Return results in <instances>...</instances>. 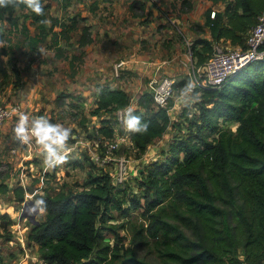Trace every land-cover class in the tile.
<instances>
[{"label":"trees","instance_id":"obj_1","mask_svg":"<svg viewBox=\"0 0 264 264\" xmlns=\"http://www.w3.org/2000/svg\"><path fill=\"white\" fill-rule=\"evenodd\" d=\"M140 1L144 7L145 0ZM224 1V8L214 9L213 15L211 6L205 9L204 24L210 37L194 40L198 47L192 55L197 64L206 59L214 41L221 37L243 43L257 14L264 9V0ZM181 2L190 6L188 0ZM42 4V16L20 7L27 10L26 15L38 28V33L29 37L33 40L30 43L34 45L51 31L55 54L63 55L60 39L68 42L70 31L78 23L75 16L68 21L55 15L49 16L50 25L43 23L47 19L45 0ZM13 10L0 7V19L8 17L15 22ZM77 40L79 44L91 40L88 23L81 26ZM19 80V71L15 70L16 86ZM96 91L93 114L117 109L130 100L124 88L109 83L97 84ZM189 94H196L197 99L174 117L187 124L188 132L169 141L166 161L146 164L131 195V205L141 206L146 215L140 225L146 232L141 241L153 237L151 246L162 264H260L264 260V59L249 61L218 86H196ZM136 104L129 115L139 117L147 130L129 132V136L134 146L143 150L174 122L167 106L155 104L149 89L139 94ZM220 119L234 121V128L222 126ZM94 128L101 137L114 133L108 116L101 117ZM204 128L209 131L204 132ZM210 131L215 132L213 137H209ZM7 188L0 182V191ZM26 190V185L17 183L13 187L15 199L25 201ZM120 192L123 189L113 184L108 169L91 168L81 187L34 192L35 200L43 201L39 206L46 213L30 228L28 241L38 244L48 264H151L135 253L138 241L122 245L121 251L116 243L103 239L98 222L100 227L106 225L105 214L114 209L129 210ZM0 218L8 240L12 218L7 212ZM136 233L140 234L137 230L133 235ZM8 246L7 242L0 245V264H4L1 251Z\"/></svg>","mask_w":264,"mask_h":264},{"label":"rangeland","instance_id":"obj_2","mask_svg":"<svg viewBox=\"0 0 264 264\" xmlns=\"http://www.w3.org/2000/svg\"><path fill=\"white\" fill-rule=\"evenodd\" d=\"M224 2V0H196L195 5L190 2V6H187L180 0H162L156 6H149L145 2L143 7L140 0H45L48 17L55 15L70 21L71 16L77 15L75 19L78 24L70 31V40L67 42L64 38L60 39L63 55L55 54L50 38L51 31L38 38L34 45L30 43L33 40H29V37L36 35L38 28L36 23L26 15L25 8H14L12 16L16 19L15 22L8 17L0 19L2 33L0 103L15 100L26 110L25 114L34 113L36 119L45 117L50 123L70 128L72 132L67 144L70 146L68 159L64 164L54 168L37 164L34 165L35 170H33V164L30 163L26 166V177H18L19 180H26L25 203L24 201L16 202V206L10 210L13 218L11 225L8 226L13 232L11 231L10 248L7 251H1L4 264H48L41 257L38 244H32L27 239L34 222L27 215L19 216L22 208L29 214L33 212L35 204L28 200L35 199L34 192L54 193L61 189L73 190L81 187L89 168L94 171L113 170L116 165L115 160L121 156L126 163V176L124 180H116L115 185L123 189L120 195L124 197V205H128L129 210L125 212L114 209L110 214H105L106 225L100 227L101 222H98L103 239L111 244L116 243L121 251L124 246L133 245V241L134 243L138 241L135 245V253L138 256L151 264H162L151 246L153 237L147 236L144 241H141L146 232L144 229L140 230V225L142 222L145 223L146 215L142 213L141 206L131 205V195L137 190V178L146 164L149 161L161 163L166 161L169 141L188 132L187 124L183 120H175L174 117L180 115L184 105H190L197 99L196 94L191 95L182 90L186 80L191 79V73L197 65L196 58L192 55L198 47L194 45V40L201 36L210 37L205 27L194 26L189 20L181 27L182 21L174 20L173 23L172 17L185 16L186 18L189 11L199 16L207 6L218 8L220 3L224 5ZM84 23L89 24L91 35L94 33V37L92 35L94 43L99 44L93 45L91 49L95 50V53H102L101 58L98 54L83 53V44H79L77 38L81 34V26ZM47 24H51L50 18L47 19ZM166 25L173 26L178 44L171 45L169 29H163ZM54 28L58 29V26L55 25ZM121 59L123 62L116 70L114 65ZM164 59L166 62H163L160 68L173 72L177 81V88L174 89L170 98L173 105L170 115L174 123L169 124L162 134L151 139L145 149L138 150L129 132L124 129V121L118 118L117 109L104 111L98 115L92 113L97 98L95 86L102 83L122 86L130 95V104L137 105L139 94L150 89L148 79ZM86 68L88 71H84L87 70ZM15 70L20 74L18 86L15 84ZM82 71L84 74L87 73L86 76L81 75ZM88 72H90L89 77ZM109 76H111L110 79ZM86 80L94 85L88 91L82 90L88 85ZM22 83L31 84L30 93L25 91ZM35 83L40 85L39 90L35 88ZM107 116L110 118L114 131L112 137L117 141V145L111 151H106L104 140L99 139L101 135H98L94 128L100 124L101 117ZM10 119L18 122V117ZM219 124L234 128L235 122H224L220 119ZM203 130L206 133L209 131L208 128ZM208 135L213 137L215 132L210 131ZM4 145L8 151L7 143ZM37 148L42 155L40 147ZM4 150L2 149V152ZM105 154L108 156L103 159ZM36 155L39 157L38 154ZM182 156L180 153V158ZM42 157L34 160L44 161ZM69 163H76L77 166L72 167ZM12 170H15L13 165L0 157V182L16 183L17 178L13 180L9 178L11 175L17 176ZM16 184L11 186L14 187ZM7 195V193H0V201L5 202ZM39 207L35 212V218L41 221L45 217L46 209ZM137 230L140 234L133 235ZM0 231H2L1 244L6 230L0 227Z\"/></svg>","mask_w":264,"mask_h":264},{"label":"built area","instance_id":"obj_3","mask_svg":"<svg viewBox=\"0 0 264 264\" xmlns=\"http://www.w3.org/2000/svg\"><path fill=\"white\" fill-rule=\"evenodd\" d=\"M161 1L145 0L149 6L159 5ZM211 14H214V9H212ZM254 59H264V9L257 14V20L248 29L243 43H232L229 38L224 37L214 41L212 52L202 63L195 66V70L191 73V79L182 91L189 94L196 86H218L228 76ZM122 62L123 60L121 59L118 63H115L114 68L117 70ZM163 62H166V59L158 65V69L149 77L148 85L155 104L157 106H167L168 110H170L173 105L169 104V100L175 89L176 78L173 72L160 68ZM134 106L136 105L128 102L126 105L117 108L118 118L124 121V115H129L131 112L129 110H132ZM24 111L26 110H24L23 106L15 100L0 103V128L7 119L18 117L19 120V114L24 113ZM101 138L99 139L101 141L104 140L103 144L106 151H111L117 145L114 137ZM106 156L108 155L105 154L103 159ZM115 163L113 170L108 169L113 184L116 183V180H124L126 176L124 157H118ZM69 165L76 167L72 163H69Z\"/></svg>","mask_w":264,"mask_h":264},{"label":"crops","instance_id":"obj_4","mask_svg":"<svg viewBox=\"0 0 264 264\" xmlns=\"http://www.w3.org/2000/svg\"><path fill=\"white\" fill-rule=\"evenodd\" d=\"M190 2L193 5L196 4V0H190ZM112 3L114 4V2H112ZM69 6H71V5H69ZM207 7H209V6H207ZM212 8L213 9H223L224 8V5L223 4L221 5V3H220V7H218V8L212 7ZM73 16H77V15L74 14ZM73 16H71V17H73ZM186 16H187L186 18H185V16H181L180 18L172 17V22L174 23V20H176V22L182 21L183 24H182L181 27H183V25H185V23L188 22V20H189L190 23L193 24L194 26L195 25H197L199 27L202 26V27H205L206 30H208V26H206L204 24L205 10L199 16L194 15L191 11H189ZM71 17H70V19H71ZM48 18L49 17L47 15V19ZM47 19H46V21H47ZM163 29H169L170 36L172 38L171 39V45L178 44L179 41L177 39L176 31L173 29V26H167L166 25ZM208 32H209V30H208ZM92 35L94 37V33H92ZM92 35H91V40H90L91 42L90 43H87V42L84 43V44H86L85 46L83 44V47H84L83 53L84 52H88V55H90V54H98V56L100 57V54H102V53H100V52L95 53V50L91 49V47L93 45H99L97 43H94V38L92 37ZM100 51L103 52L102 50H100ZM83 56H86V55L83 54ZM85 67H87V65H85ZM86 69L87 70H84V71H88V68H86ZM84 71L81 72V75L84 74L83 73ZM86 74H84V76H86ZM89 74H90V72H88V77H89ZM112 76H113V74H112ZM110 78H111V76H109V79ZM86 83H88V85H86L84 87V89L82 88V90H87L88 91L93 84L91 82H88V81ZM22 85L24 86L25 91L26 92L28 91L30 93V90L29 89L31 87V84L26 85V83H22ZM110 85L113 86L112 83ZM34 86H35V88L37 90L40 89V85L39 84L36 85V83H35ZM119 87H122V86H119ZM87 91H83V92H87ZM27 115L30 116L29 117L30 118V121L36 119V116H34L35 115L34 113H31L30 115L27 114ZM33 116H34V118H33ZM16 126H17V122L14 119H7L2 124V126L0 128V152H1L0 153V157L3 158L5 161L8 160L9 163H10V165H13V168H15V170H12V171L15 172L17 174V176L11 175L9 178H11L12 180L17 178L18 180H17L16 183H22L23 185H25V183H26L25 181L26 180L25 181L19 180L18 177L25 176V174L27 172L26 166L31 163V165L33 164V166H32V169H33L34 165H37V164H42L43 165L44 164V161H42L41 159H37L38 161H35L34 160L35 158L42 157V155L40 154V150L37 148L38 146L35 143V139H32L31 142H29L27 144H24V143H21V141L16 138V134H15V128H16ZM4 143H7V145H8V151H7V148H4V146H5ZM68 148H70V146H68ZM2 149H5L4 152H2ZM32 154H34V155H32ZM36 154H38L39 157H37ZM5 158H7V159H5ZM42 158H44V157H42ZM33 170H35V167H34ZM66 170H68V168ZM5 182H7V181H5ZM16 183H11V182L9 183V182H7V184H8V190H7V192L0 191V193H4V194L7 193L8 194L6 196V201L5 202H1L0 201V214L3 213V212H7L10 215L11 218H13V216H12L10 210H12V207L14 208L16 206V202H19L18 200L15 199L14 191H13V186H11V185H14ZM2 203H4V205H2ZM0 221H1V218H0ZM10 225L11 224H9V226ZM9 226H8V229H10L13 232L12 228L9 227ZM0 227H3V226L0 225ZM12 232H11V237H12ZM1 233H2V231H0V235H1ZM10 239L5 240V238H4L3 241H2V243L0 245H2L5 242H7L9 244V246H8V249H9L10 248V243H9L10 242ZM2 251H7V250H2ZM260 264H264V260Z\"/></svg>","mask_w":264,"mask_h":264},{"label":"clouds","instance_id":"obj_5","mask_svg":"<svg viewBox=\"0 0 264 264\" xmlns=\"http://www.w3.org/2000/svg\"><path fill=\"white\" fill-rule=\"evenodd\" d=\"M21 6L37 16L44 14L42 0H0V7L19 8ZM42 22L47 23V21ZM124 129L127 132L143 133L147 130V125L142 124L139 117L125 114ZM15 134L16 138L24 144L35 139V143L40 147L44 157V164L48 168L62 165L68 159L67 144L72 135L70 128L50 123L45 117L30 121L27 114L20 113ZM37 204H43V201H38Z\"/></svg>","mask_w":264,"mask_h":264},{"label":"water","instance_id":"obj_6","mask_svg":"<svg viewBox=\"0 0 264 264\" xmlns=\"http://www.w3.org/2000/svg\"><path fill=\"white\" fill-rule=\"evenodd\" d=\"M28 201L31 202V203H33V204H35L33 212L29 214V213H27L26 211H24L23 208H22L21 211H20L19 216H20V217H23V216L27 215V216L29 217V219H30L32 222L37 223V222H39V220H38L37 218H35V212H36L40 207H39V205H37L35 199H29ZM24 203H25V201H24Z\"/></svg>","mask_w":264,"mask_h":264}]
</instances>
